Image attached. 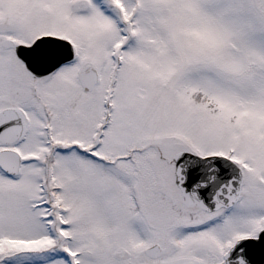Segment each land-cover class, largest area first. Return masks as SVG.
Instances as JSON below:
<instances>
[{
	"label": "snow or ice",
	"instance_id": "1",
	"mask_svg": "<svg viewBox=\"0 0 264 264\" xmlns=\"http://www.w3.org/2000/svg\"><path fill=\"white\" fill-rule=\"evenodd\" d=\"M0 264H264V0H0Z\"/></svg>",
	"mask_w": 264,
	"mask_h": 264
}]
</instances>
